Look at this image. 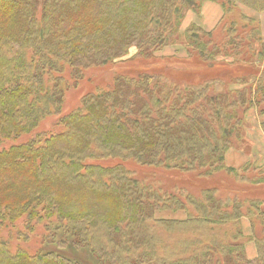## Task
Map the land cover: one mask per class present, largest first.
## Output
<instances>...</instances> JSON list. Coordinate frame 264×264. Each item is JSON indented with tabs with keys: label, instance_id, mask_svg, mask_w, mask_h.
<instances>
[{
	"label": "trees",
	"instance_id": "16d2710c",
	"mask_svg": "<svg viewBox=\"0 0 264 264\" xmlns=\"http://www.w3.org/2000/svg\"><path fill=\"white\" fill-rule=\"evenodd\" d=\"M205 2L219 4L225 14L238 6L264 12V0H0V229L25 220L30 234L44 231L35 252L12 251L1 238L0 264H264V172L256 179L237 173L263 188L244 189L250 197L243 214L239 200L216 198L213 190L200 202L183 190L162 195L126 164L225 170L230 148L245 145L249 110H260L264 129V69L254 68L259 79L251 94L232 85L214 89L224 85L217 78L228 66L218 53L230 39L243 40L237 24L225 42L196 23L180 32L186 12L196 14ZM243 20L245 29L258 22ZM248 36L264 47L257 29ZM180 37L196 56L186 52L185 63L175 67L152 64L161 47L177 45ZM232 42L234 58L242 52ZM132 50L134 57L126 58ZM112 64L122 66L113 83L90 91L62 116L65 93L84 72ZM195 64L212 77L197 75ZM170 69L178 71L164 72ZM198 77L212 80V93L206 81L195 82ZM52 115L61 117L56 128L38 130ZM22 137L27 140L18 144ZM188 200L201 204L205 217H160L166 203L186 211ZM246 219L250 230L242 226H249ZM187 221L212 224L211 239L189 242L185 256H168L155 231L160 223ZM228 222L239 226L234 241L218 230ZM252 243L256 256L249 258Z\"/></svg>",
	"mask_w": 264,
	"mask_h": 264
},
{
	"label": "rangeland",
	"instance_id": "374dc122",
	"mask_svg": "<svg viewBox=\"0 0 264 264\" xmlns=\"http://www.w3.org/2000/svg\"><path fill=\"white\" fill-rule=\"evenodd\" d=\"M206 3V2H205ZM243 16L255 17L258 21L256 23V27L251 29H245ZM203 17L204 12L203 8L199 10L196 14L194 12H186L185 19L183 20V29L181 28L182 33L186 32L193 24L199 25L203 29ZM233 24H237V29L239 30L238 34H241V38L243 40L230 39L229 36L231 33L228 32L231 29ZM254 29H257L258 33L260 32L261 38L264 42V12L263 13H255L250 11L247 7L238 6L233 8L229 13L225 14L223 12L222 19L220 23L213 30H205L207 32L212 33L213 38L216 37V42L227 41L229 40L226 50H222L218 53L217 59L219 62H228V66L223 67L225 71L222 75L217 78L221 79L223 84H217L214 89L216 92H221L228 89L229 85H232L235 89H244L246 92L251 94V88L255 91L254 82L259 79L258 74H255L256 71H263L264 69V58L256 59L258 53H262L264 51L263 44L258 43V41H247L251 37L248 36ZM204 30V29H203ZM212 40V38H211ZM232 40L235 41L236 44L240 45L239 52H242L240 56H235L234 58L231 56L236 51H231L230 46L234 44ZM248 42V43H247ZM250 43V44H249ZM186 43L180 37L177 45H166L161 47L157 52L156 56L152 60V64H156V67H163L165 64H169V66H173V63H185V60L188 58L187 53L197 55V52L186 50L184 47ZM250 45H252L250 47ZM212 48V46H211ZM134 50L129 53L126 58H133ZM246 55V56H244ZM260 55V54H259ZM177 60V62H175ZM169 61V62H168ZM233 62L232 64H230ZM237 66H236V65ZM185 66V65H184ZM197 64L190 66L193 67L194 70L198 71L197 75H206L210 76V71H204L203 74L200 73V68H197ZM252 66V67H251ZM122 67L121 65H109L103 67H92L86 70L83 74V78L78 83L77 87H70L69 91L65 93L63 108H62V116L64 114H68L74 108L80 105L81 100L90 91L98 88H105L111 85L114 81V78L117 76L118 71L117 68ZM188 69V68H187ZM222 69V70H223ZM251 69V71H250ZM220 69H218L219 71ZM173 69L166 70L164 72H173ZM178 71L175 70L174 73ZM184 73L180 72L179 75ZM214 76V75H213ZM212 77V76H210ZM209 83L211 86L212 93V80L210 79H201L198 77L195 79L197 84ZM194 84V83H193ZM245 120L247 123L244 126L245 131V145H241L240 143L235 146H232L230 150L226 154V158L224 161L225 170H219L212 173H206L204 170H189L184 171L180 168H152L146 167L138 164L135 161H129L126 163L129 167H127L132 175L136 177L139 181L144 184H148L156 190H161L162 195H166L165 191L179 192L181 190L184 191V194L192 195V197L199 198V202L201 200H205V196L203 194H208L212 196V190L214 191V195L216 198L222 200H227V197H235L244 205L242 208L240 207L239 212L244 214L246 210L245 204L247 203L248 191L244 189L252 188V184L245 180H241L237 173L244 175V177L250 178H258V174H263L264 172V129L261 126V116L260 110L253 108L249 110L245 115ZM61 119L60 115H52L45 118L37 128L40 131L49 132L56 128L57 123ZM246 133L248 134L246 136ZM27 140V137H22L18 142L21 144ZM4 144V143H3ZM5 144H11V142H5ZM114 162L110 161V164ZM108 165V164H107ZM262 167V168H261ZM227 169H232L234 171H228ZM247 169V171H246ZM237 171V172H236ZM264 186V185H261ZM255 189H263L261 187H254ZM185 199V197H183ZM165 200V198H164ZM186 203V211L185 209H181L176 207V205L171 204L170 202L165 204V210H163L160 214V217L167 220H186L190 215H193L195 218L205 217V211L201 204L197 205L198 202H193L188 200ZM208 204L207 206H210ZM247 220V219H246ZM249 226L246 222L243 221L242 226L250 230V221L247 220ZM246 223V224H245ZM247 226V227H246ZM258 229L260 226L258 222L256 223ZM26 224L25 220L19 221L14 227L8 226L7 228L0 229V239H6L11 242L12 251H16L18 249L28 250L30 252H35L41 246V238L43 235V229L38 228L37 232H33L30 234L25 229ZM232 227V229H231ZM232 226L230 222L225 225H222L218 230H220V235L225 233V238L228 241H234L231 233L234 232V229H237ZM26 233V235H30L31 240L25 241L22 234ZM219 234V233H218ZM212 237V224L207 222L196 223L194 221H187L186 223L180 225H169L160 223L158 226V230L155 231V240L158 243L165 244L164 246H168L167 254L168 256H172L173 254H181L183 256L187 255L184 253L185 251L189 252L192 248H189L191 245V241L196 239H200V241H208ZM241 244H245V240L241 237H238V240ZM248 245V244H246ZM164 251V250H163ZM249 253L246 252V256L249 257Z\"/></svg>",
	"mask_w": 264,
	"mask_h": 264
},
{
	"label": "crops",
	"instance_id": "0c3cea01",
	"mask_svg": "<svg viewBox=\"0 0 264 264\" xmlns=\"http://www.w3.org/2000/svg\"><path fill=\"white\" fill-rule=\"evenodd\" d=\"M203 29L204 30H213L221 21L223 11L219 4L213 2H206L203 5ZM247 252L249 253V258H254L256 256L255 245L249 244L247 246Z\"/></svg>",
	"mask_w": 264,
	"mask_h": 264
}]
</instances>
